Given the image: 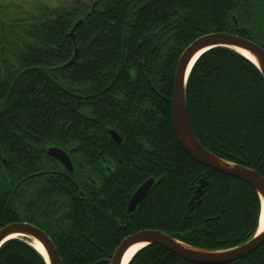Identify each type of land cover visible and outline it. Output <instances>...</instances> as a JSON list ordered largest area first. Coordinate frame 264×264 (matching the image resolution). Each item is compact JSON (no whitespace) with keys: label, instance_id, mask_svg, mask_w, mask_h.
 Returning <instances> with one entry per match:
<instances>
[{"label":"trees","instance_id":"16d2710c","mask_svg":"<svg viewBox=\"0 0 264 264\" xmlns=\"http://www.w3.org/2000/svg\"><path fill=\"white\" fill-rule=\"evenodd\" d=\"M25 15L0 22V42L5 43L3 57L7 60L0 79V90H5L0 96V111H5L0 117V156L9 164L0 160V187L4 180L15 185L35 171L57 168L47 160L48 147L83 141L84 132L87 141H111L108 129L113 128L127 141L130 115L143 113L138 108L149 95L151 106L158 109L150 110L152 135L171 141L166 149L167 172L160 185L174 194L165 190L167 198H173L161 208H150L135 227L140 228L146 219L158 224L160 216L176 222L184 189L192 184L194 173L179 156L172 126L176 69L186 48L201 36L230 32L245 37L249 28H244L241 0H89L73 5L63 1L55 8L40 5ZM80 19L83 23L74 40L71 31ZM257 20L264 28V16ZM18 50L22 79L15 85ZM76 50L74 64L64 67ZM16 90L23 91L18 100ZM65 90L71 92L70 102ZM83 95L86 103L82 106L79 97ZM116 98H134L135 102L117 103ZM187 112L194 134L205 147L264 176V79L255 64L226 47L203 54L188 80ZM16 131L22 139L13 135ZM9 134L14 140L1 141ZM196 162L198 182L203 177L209 181L197 207V224H182L177 229L169 224L155 226L204 249H227L248 241L259 228V195L250 184ZM39 185L67 188L70 183L63 177L44 176ZM69 190V201L79 202L72 185ZM109 242L106 251L112 253L119 242ZM56 244L63 264H93L112 255L86 254L88 242L74 235ZM16 248L13 241L5 243L0 248V264H47L33 248H28L27 256L10 255ZM129 264L196 263L161 246L148 245ZM228 264H264V245Z\"/></svg>","mask_w":264,"mask_h":264},{"label":"flooded vegetation","instance_id":"af4514ba","mask_svg":"<svg viewBox=\"0 0 264 264\" xmlns=\"http://www.w3.org/2000/svg\"><path fill=\"white\" fill-rule=\"evenodd\" d=\"M2 1L4 0H0V15L1 13L4 14L7 9H2ZM241 6L244 14V28H249V31L244 32L245 37L242 38L256 42L264 48V28L261 25L262 22L257 20L264 16V0H241ZM248 7H252L253 10L250 12ZM1 21L6 22L7 20L0 17ZM4 55L5 43L2 41L0 42V75L2 76L0 79L4 78L6 70L7 60L6 57H3ZM8 66L11 68L12 64L8 63ZM15 72V85H17L22 79L19 50L16 55ZM147 78L149 79L148 75ZM148 85H151L150 81ZM22 92L16 90V100L20 99L18 95ZM4 93L5 90H0V96H3ZM145 93L143 94L147 96L149 91L147 90ZM153 93L155 96L157 95L155 89H153ZM11 94L12 91L8 94L9 99ZM63 94L70 102V90L63 91ZM149 97V95L145 97L140 104V107L141 105L143 107L138 108V110H143V113H132L130 115L131 127L129 129L131 135L127 141H124V137L113 128L108 129L111 141H87L86 132H84L83 141H66L68 143L66 147L56 145L48 147L49 157H47V160L56 163L57 168L35 171L19 179L15 185L12 181H10L12 184L8 185V181L4 180L5 184L0 187V230L12 224H25L36 227L50 237L57 250L56 241L66 240L70 235H74L77 239L88 242L85 249L86 254L98 255L102 258L112 254L110 258H106L112 260L125 240L142 231L158 230L178 239L175 236L176 233H169L155 225L165 224L166 226L169 224L177 229L182 224H197V207L201 203L205 188L209 184L204 188L202 196L194 199L200 186L197 172H195L196 165L193 166V162L196 160L184 150L176 138V143L180 147L179 156L186 161V166L191 167L194 172L192 174V184L187 185L184 189L181 212L177 214L178 220L172 222L171 219L160 216L158 224L153 220L146 219L145 222H142L140 228L135 227L139 221L144 219L145 213L150 208H161L160 206L164 205L167 200L173 198L172 196L167 198V194L164 193L165 190H168L171 195L174 194L171 188L160 185L164 174L167 172L165 171V162L166 159L170 158L166 155V149H170L171 141L152 135L151 126L153 121L149 120V118L151 119L150 110L157 112L158 109L156 106H151ZM116 102L134 104L135 99L123 100L116 98ZM79 103L82 106L86 103L85 95L79 97ZM4 113V110L0 111V117ZM17 126L20 129V125L17 124ZM68 129L69 124L66 132ZM113 131L120 136L121 141H116L113 138ZM13 135L18 139H22L17 131ZM13 135L9 134L1 141H12L14 140ZM202 145L205 147L203 143ZM53 147L59 148L68 154L73 166L72 171L59 159L49 154L50 148ZM77 150L80 151L78 155L75 153ZM0 160L4 165H9L1 156ZM36 161L37 157L35 163ZM44 176L63 177L68 180L70 185L67 188L39 185V181ZM149 181H152V184L147 193L135 207L131 208V203L137 191ZM206 181L208 180L206 179ZM71 185L74 191L78 193L79 202L74 204L69 201ZM71 217H73L72 220ZM178 232L181 233V230H178ZM8 241H13L17 245L16 249L9 251L10 255L27 256L30 254L28 248L38 251L33 244L36 241L25 234L15 235ZM106 241H111L109 243L119 242L112 253L106 251V248H108V245L105 244Z\"/></svg>","mask_w":264,"mask_h":264},{"label":"water","instance_id":"95a60500","mask_svg":"<svg viewBox=\"0 0 264 264\" xmlns=\"http://www.w3.org/2000/svg\"><path fill=\"white\" fill-rule=\"evenodd\" d=\"M234 19L236 24H238L235 16ZM82 23L83 19L78 20L71 31V36L74 40H76V31ZM218 47L230 48L243 56L245 55L241 50L248 52L256 61L245 57L255 64L264 79V48L256 42L247 40L230 32L210 33L199 37L183 52L176 69L174 94L172 99L173 130L184 150L193 159L224 175L240 179L250 184L255 189L261 200V214L258 231L248 241L235 247L212 250L189 245L158 230H147L139 232L125 240L112 260H100L93 264H124L127 252L136 244H143L144 247L147 245H160L178 257L196 264H228L249 256L264 245V227H262L264 216V176L254 168L224 159L204 147L195 136L188 117L187 85L190 74L196 62L203 54ZM77 54L78 50H76L74 57L64 65V67L73 65L77 59ZM113 138L116 141H121L120 136L114 131ZM49 154L59 159L72 171L73 166L71 160L68 157V154L63 150L53 147L50 148ZM151 184L152 181H149L137 191L131 203V208L135 207L136 204L142 200ZM208 184L209 182L203 177L200 180V186L196 191L194 199L202 196L204 188ZM18 234L30 236L33 240L42 244L46 254L39 252L44 257L47 264H63L62 258L50 237L44 231L25 224H12L1 229L0 248L9 239Z\"/></svg>","mask_w":264,"mask_h":264},{"label":"rangeland","instance_id":"374dc122","mask_svg":"<svg viewBox=\"0 0 264 264\" xmlns=\"http://www.w3.org/2000/svg\"><path fill=\"white\" fill-rule=\"evenodd\" d=\"M63 1L69 5H73L78 2H89V0H4L1 2L3 4L2 9H7L4 14L1 13L0 17L8 21L19 20L25 17L26 13L31 14L36 11L40 5L55 8L62 5Z\"/></svg>","mask_w":264,"mask_h":264},{"label":"bare ground","instance_id":"6f19581e","mask_svg":"<svg viewBox=\"0 0 264 264\" xmlns=\"http://www.w3.org/2000/svg\"><path fill=\"white\" fill-rule=\"evenodd\" d=\"M241 51H242V53H243L246 57H248L249 59H253V60H255V58H254L252 55H250L248 52H246V51H244V50H241ZM255 61H256V60H255ZM262 223H263L262 227H264V216H263V222H262ZM17 237H18V236H17ZM30 243H31V242H30ZM33 244L36 246V248L38 249V251H40V252L46 254L45 251H44V247L42 246L41 243H39V242H34ZM143 247H144L143 244H136V245L132 246V247L129 249V251L127 252L126 256H125L124 264H129L130 261H131V259L134 257V255H135L137 252H139Z\"/></svg>","mask_w":264,"mask_h":264}]
</instances>
